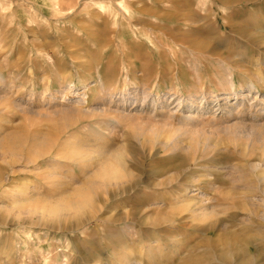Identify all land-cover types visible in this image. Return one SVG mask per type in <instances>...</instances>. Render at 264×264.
<instances>
[{
    "label": "rangeland",
    "instance_id": "rangeland-1",
    "mask_svg": "<svg viewBox=\"0 0 264 264\" xmlns=\"http://www.w3.org/2000/svg\"><path fill=\"white\" fill-rule=\"evenodd\" d=\"M0 264H264V0H0Z\"/></svg>",
    "mask_w": 264,
    "mask_h": 264
},
{
    "label": "bare ground",
    "instance_id": "bare-ground-1",
    "mask_svg": "<svg viewBox=\"0 0 264 264\" xmlns=\"http://www.w3.org/2000/svg\"><path fill=\"white\" fill-rule=\"evenodd\" d=\"M104 187L107 188V185H104ZM78 191H80V190H78V189L75 190V194H76V195L74 196V199H75L76 196L78 197V195H79V193H80V192H78ZM192 196H193V195H192ZM77 197H76L75 201H72L71 207L73 206V207H75L76 209L79 210L80 208L89 205L88 200L84 199V200L80 201V200H79V197H78V198H77ZM74 199H73V200H74ZM140 210H141V209H140ZM75 213H76V212H75ZM133 215H134V214H133ZM74 225H75V224H74ZM76 225H77V226L80 225V222H77ZM128 258H130V256H127V259H128Z\"/></svg>",
    "mask_w": 264,
    "mask_h": 264
}]
</instances>
